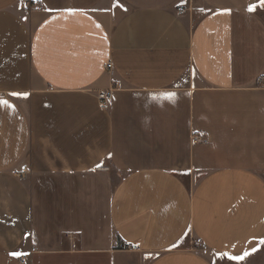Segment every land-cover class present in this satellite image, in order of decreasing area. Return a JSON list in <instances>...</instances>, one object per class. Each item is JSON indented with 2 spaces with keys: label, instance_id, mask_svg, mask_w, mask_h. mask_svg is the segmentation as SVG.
Instances as JSON below:
<instances>
[{
  "label": "crops",
  "instance_id": "0c3cea01",
  "mask_svg": "<svg viewBox=\"0 0 264 264\" xmlns=\"http://www.w3.org/2000/svg\"><path fill=\"white\" fill-rule=\"evenodd\" d=\"M22 1L0 0V264H214L259 246L260 0Z\"/></svg>",
  "mask_w": 264,
  "mask_h": 264
},
{
  "label": "built area",
  "instance_id": "2783aa9c",
  "mask_svg": "<svg viewBox=\"0 0 264 264\" xmlns=\"http://www.w3.org/2000/svg\"><path fill=\"white\" fill-rule=\"evenodd\" d=\"M20 5H21V7H23V9L30 11V10L36 8L39 5V2L23 0ZM106 67L110 68L111 64L107 63ZM259 85L264 87V75L260 77ZM97 97H98V100H99L100 107L107 108V106H108V104H109V102L111 100V91L98 92L97 93ZM191 139H192L193 142H196V143L203 141L202 138H201L200 133H198V132H194L193 135L191 136ZM26 173H28V170L25 167H23L20 170H17V171L14 172V174H16L17 176H24ZM124 249H126L128 251H138L139 250V248L136 245H133V244H130V243H127L124 246ZM20 262H22V263L25 262L23 257L20 258Z\"/></svg>",
  "mask_w": 264,
  "mask_h": 264
},
{
  "label": "rangeland",
  "instance_id": "374dc122",
  "mask_svg": "<svg viewBox=\"0 0 264 264\" xmlns=\"http://www.w3.org/2000/svg\"><path fill=\"white\" fill-rule=\"evenodd\" d=\"M19 9H23V7H21L20 5ZM193 241L194 244L197 243L196 240ZM209 258L214 264H264V241L253 251H251L247 255H244L243 259H230V257L214 255H209Z\"/></svg>",
  "mask_w": 264,
  "mask_h": 264
},
{
  "label": "snow or ice",
  "instance_id": "6c2138e0",
  "mask_svg": "<svg viewBox=\"0 0 264 264\" xmlns=\"http://www.w3.org/2000/svg\"><path fill=\"white\" fill-rule=\"evenodd\" d=\"M260 5L262 7H264V0H260ZM255 7H256V5H249L248 11H252ZM67 11L71 12L73 10H67ZM11 95H20V94L12 93ZM167 95L171 96L173 94L169 93ZM0 105H4V106L10 107V108L13 107L11 104H9V102L7 100H2V99H0ZM245 255H247V253ZM230 259H243V256H241V257H230Z\"/></svg>",
  "mask_w": 264,
  "mask_h": 264
}]
</instances>
